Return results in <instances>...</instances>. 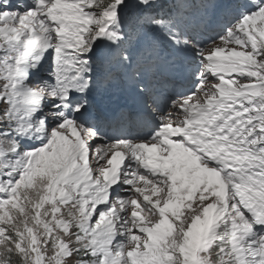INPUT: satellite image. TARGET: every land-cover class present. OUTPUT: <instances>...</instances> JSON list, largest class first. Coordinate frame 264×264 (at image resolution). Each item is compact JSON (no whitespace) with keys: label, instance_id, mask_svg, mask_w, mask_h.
Here are the masks:
<instances>
[{"label":"rangeland","instance_id":"374dc122","mask_svg":"<svg viewBox=\"0 0 264 264\" xmlns=\"http://www.w3.org/2000/svg\"><path fill=\"white\" fill-rule=\"evenodd\" d=\"M68 1L71 2L68 15L62 14L61 10L55 15L56 13L48 10L46 5L41 9L45 11L44 16L38 14L41 24L49 31V36L54 42L61 38L60 35L61 40H64V35L70 31L74 32V35L54 51V56L52 55L51 58L54 61V68L51 72L41 74L31 86L28 83L29 75L23 74L22 68L27 61L32 67H40V62L50 58V37H46V30L37 21L33 10L21 12L19 15L12 11L0 13V97H3L0 100V264H12L11 259L16 260L18 254L20 256L18 264H22L25 260L28 264H84L80 260L88 256L87 251L90 250L91 255L95 252L100 253L98 247L103 244L107 246L108 255L111 257L106 259L101 255L99 264H264L261 259L264 240L256 237V242L253 243L246 234V228L260 221L261 214L264 215V161L256 157V179L252 172L245 175L249 171L247 166L242 167L244 174L241 173L240 164L244 158L243 154L235 155L237 164L228 175V183L233 186L237 183V177L241 178V186L244 188L240 184L236 185L234 193L233 189L223 182L201 187V183L206 181L199 180L203 177L204 171L210 170L217 178L223 171L221 165L212 168L204 163H199V170H193V177L184 173L185 181L183 178L177 180L176 171L170 176L161 173L163 178L157 179L158 185H165L170 191H163L158 198H155L153 192L150 201L143 199L136 201L132 193L133 185L127 183L125 190L129 194V199L126 206L129 208V214L134 215L137 224H143L133 226L131 223L130 229L127 228L129 236L126 241L121 243L118 241L114 244L106 241L113 233H108L106 236L107 225L104 217L88 204V197L85 195L91 179L85 173L86 163H96V155L92 151L96 150L97 146H90L91 155H86L84 152L85 155L82 154L81 158L77 159V154L74 156L75 148L72 150L70 148L67 152L66 148H59L61 144L59 138L68 133L72 121H82L77 115L80 111H75L78 105H86L84 108L94 105L88 102L89 94L92 95L94 90L89 82L93 81L101 92L105 91L100 75L97 73L93 75L97 68L90 59L92 55H89L96 36L104 30L111 31L114 35L115 27L111 23V17L115 12L122 14L119 22L127 23L128 17L134 16L136 11L145 10L151 3H164L165 0H113L115 2H111L112 4L108 2L106 9L97 8V5L91 9L85 8L81 3L89 8L92 7V3L88 0ZM100 1L102 0H97V3ZM191 1L194 0L182 2L184 10L192 8L186 6V3ZM205 1L210 3L222 0ZM230 1L225 0L223 6L228 7ZM196 4H199V0H196ZM263 10L264 5H261L248 15L251 18L259 13L255 16L257 18ZM249 17L242 23V20L238 21L233 16L229 26L220 27L215 31L201 29L200 26H189L188 31L194 33L192 42L196 49L193 50L194 53L188 49L190 48L188 45L192 43L186 45L184 43L188 40L186 31L183 36L175 37V42L169 41L171 47L184 59L195 62L193 73L196 78L201 76L200 72L202 73V83L198 80L196 86H192L186 94L178 95L171 100L170 110L164 111L159 123L148 127L151 128L153 137L165 134L163 123L170 122L183 127V119L189 115L187 109L189 103L197 102L199 107L203 108L210 100L209 92H212L214 102L220 101V103L216 105L210 103L203 108L201 115H196L192 122L193 128L188 129L191 131L188 136L196 140L199 145H207L209 152L201 154L210 158L213 157L215 150L222 148L223 144L226 146L232 144L228 146L234 151L232 155L237 150L242 152L240 146H236L245 136L242 126L233 122L229 126L230 138L224 137L222 131H225L227 126L219 112L227 109L226 119L232 122L238 117L247 125L249 115L244 113L246 110L238 106L241 101L237 103L238 105L227 107V103L221 100L225 89L229 92L226 99H229L230 103L236 101L238 97L242 98L243 94L234 87L226 85L223 90H218L219 80L214 77V69L223 67V63L226 64L223 62L226 61L224 56L232 55L233 49L234 54L240 56L241 63L251 67V70L242 65L239 70L249 74V80L237 83L233 81L232 84L237 87L255 84L258 81L256 76L259 75L260 83L264 86V31L258 34L260 28L251 27L248 24ZM48 18L54 22V28L48 25ZM259 26L264 27V14L259 18ZM192 33H189V36ZM198 35L207 39L213 37L215 40L211 39L199 44L195 39ZM116 37L119 39V35ZM256 37L260 38L258 43ZM142 39L152 41L156 48L157 34L145 30ZM22 40L31 42L38 51L30 57L19 46ZM113 46L114 44L110 48ZM214 52L220 54L217 59L214 58ZM81 55L86 56L74 60ZM115 65L122 69L125 81L131 83L133 79L130 77V71L134 67L131 59L116 55ZM101 66L107 69L108 63H101ZM141 68L138 69L140 72ZM217 74L222 77L220 72ZM207 76L212 81L210 87L208 86L211 82ZM32 90L35 91L32 96H34L33 107L37 108V122L45 124L47 130H54L58 138L54 144L55 151H49L48 154L45 149L41 152L31 151L30 146L24 144V140L20 141L15 136L16 130L22 126L17 116L22 110L29 108L26 99L30 98L29 93ZM24 91L29 94L27 98L21 95ZM62 94L65 98L72 97L70 105H67L65 100H62L63 102L58 100L61 99L58 96ZM49 98L54 104L48 103ZM252 99V96L245 97L244 104L250 103ZM257 108L264 111L262 104L257 103ZM25 121H28V117ZM201 121L205 123L202 129L197 126ZM31 122L34 125L33 116ZM32 125H29V129L33 132L37 131ZM85 125L86 123L81 124L89 135L97 132L95 125L88 129ZM248 128L254 129L251 126ZM27 130V128L25 131L20 129L17 134L24 137ZM262 134L264 135V132ZM209 136H213L214 139H210ZM171 137L174 139L173 136ZM41 144L45 146L43 142ZM260 145V152H264V139L261 140ZM248 146L246 144V150ZM195 150H199V147ZM83 156H86V159H82ZM197 158L199 159L198 155ZM221 159L230 166L229 156H223ZM65 168L68 170L64 176H61ZM235 169L238 172L237 177L233 175ZM251 169L255 170L254 165ZM97 174L101 175V172L98 171ZM135 174L152 177L155 173L150 174L137 167L130 170L127 176L130 179ZM57 180V183L52 184ZM182 190L183 192H179ZM238 201L243 202V205H239ZM249 212L251 216L248 215ZM138 213L144 216V220L137 218ZM185 213L187 216L183 222ZM236 225L239 227H235ZM235 229L240 230V234H237L238 238L234 235ZM118 231L114 229V232ZM150 238L154 246L142 248L139 245L149 243ZM132 239L139 241V244ZM235 242H239L241 246H236ZM132 248L137 251L142 250V255H132Z\"/></svg>","mask_w":264,"mask_h":264},{"label":"trees","instance_id":"16d2710c","mask_svg":"<svg viewBox=\"0 0 264 264\" xmlns=\"http://www.w3.org/2000/svg\"><path fill=\"white\" fill-rule=\"evenodd\" d=\"M92 7L94 8L95 5H97V8H104L106 9L108 2L109 3H114L113 0H102L99 3H97V0H92ZM184 0H165L164 3L161 2H157V3H151L149 5V7H146L145 10H138L135 12L134 16H131L132 20H133V26L131 29V35H137V38L146 30L148 32L152 31L154 32L155 29L153 28V26H158L160 25V23H163V21L168 22L169 20L176 22L179 21V24H183V16L180 14L176 13L174 4L177 2H183ZM225 0L222 1H212V2H207L205 0H199V4H196V0L191 1V2H187L190 4V6H192V14L190 16H188L187 18L189 19L190 23L193 22H197L200 23L202 25H206V26H211V27H216L219 25V23H214V24H209L208 18L209 16H217L219 13L223 12L225 7L223 6V2ZM249 2V0H231L229 3V6L226 8H231L233 9L232 11L234 12L233 15H236V11L235 8L238 5L244 4ZM111 3V4H112ZM214 5H220L221 7H213ZM110 6V5H109ZM109 8V7H108ZM219 12V13H218ZM259 13L255 14V16H257ZM264 14V10L262 11L260 17ZM246 15V14H245ZM155 16H159V17H155ZM171 18H170V17ZM249 17L250 20L248 21V24L251 27H257L260 28V32L264 31V27L261 28L259 26V18L257 17ZM152 17H155L152 20ZM253 19V20H252ZM256 22H255V21ZM220 21L226 23L225 20V15L220 19ZM262 34V33H261ZM257 40L256 42L258 43L260 41L259 37H256ZM3 97H0V100ZM7 114V112L5 113ZM2 127V126H1ZM248 232V237L252 239L253 237V232L252 229H247ZM255 239V238H254ZM236 246H241V244H239V242H235ZM19 256V254H18ZM16 260L11 259L12 264H18V259L20 258V256L18 257ZM100 259H98V261L94 264H99ZM22 264H28L27 261H23Z\"/></svg>","mask_w":264,"mask_h":264},{"label":"snow or ice","instance_id":"6c2138e0","mask_svg":"<svg viewBox=\"0 0 264 264\" xmlns=\"http://www.w3.org/2000/svg\"><path fill=\"white\" fill-rule=\"evenodd\" d=\"M261 5H264V0H249V2L241 4L236 6L235 11L237 13V18H242L245 14H251L252 11L258 9L261 7ZM123 5H121L122 7ZM35 7V0H0V13L4 11L11 10L12 12L16 13L19 15L21 12H26L29 9ZM213 7H221L220 5H214ZM233 9L231 8H225L223 12L219 13L217 16H209L208 18V23L209 24H214V23H219L220 19L231 12ZM105 41L104 39H98L94 41L93 48L90 50L89 55H92L95 53L97 50H101L102 46L104 45ZM110 44H116L117 42L115 41H110ZM53 52L54 56V50H50ZM126 58V57H125ZM110 78V74L105 77V83L107 82V79ZM143 90V88H141ZM86 105H78L75 109V111L79 112L81 111ZM122 115H126L123 114ZM249 216H251V213H248ZM250 229H255L253 232V237H260L261 240H264V220L258 221L253 225H249ZM255 239H253V243H255ZM264 247V245H262ZM89 256L91 253L88 254Z\"/></svg>","mask_w":264,"mask_h":264},{"label":"bare ground","instance_id":"6f19581e","mask_svg":"<svg viewBox=\"0 0 264 264\" xmlns=\"http://www.w3.org/2000/svg\"><path fill=\"white\" fill-rule=\"evenodd\" d=\"M182 130H185V129H181V131ZM186 131H188V128L186 129ZM74 132L76 133V135L81 136V132L78 131L77 127H74ZM86 139H87V137H85V140ZM160 139L162 142H164V144L161 146L162 147L161 155L165 156L168 154V149H169L168 144H175L176 141H174V139L170 135H166V134H160ZM137 144H138L137 142L129 141L126 144V146H123V150L125 151V154L127 157L132 158L133 154L139 150V148L137 147ZM98 152L105 154L106 156L110 157L115 152V148H113L112 146H107V147L99 148ZM151 157H153V156H151ZM153 189H154V186H153V184L150 183V181H146L143 179H138L135 181V189H134L135 193L141 192L144 196H148ZM163 191H166V189L159 188L158 189V195L162 194ZM144 192H146V193L144 194ZM118 210H119V212H121V214L127 213V209H125V208H122V210L121 209H118ZM179 215H182V214H179ZM183 216H185L183 219V222H184L186 220L187 213H185V215H183ZM105 224L107 225L108 222H105ZM132 237L134 238V236H132ZM137 242L139 243V241H137Z\"/></svg>","mask_w":264,"mask_h":264}]
</instances>
